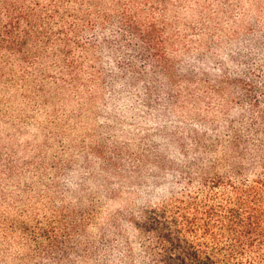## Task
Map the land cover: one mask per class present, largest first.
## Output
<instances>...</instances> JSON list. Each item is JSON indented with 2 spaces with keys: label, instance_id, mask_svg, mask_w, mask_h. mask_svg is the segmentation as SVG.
Segmentation results:
<instances>
[{
  "label": "trees",
  "instance_id": "obj_1",
  "mask_svg": "<svg viewBox=\"0 0 264 264\" xmlns=\"http://www.w3.org/2000/svg\"><path fill=\"white\" fill-rule=\"evenodd\" d=\"M254 10L264 15V0H0V95L95 87L117 103L138 78L141 88L163 80L174 103L182 92L237 103L194 137L204 161H177L165 148L181 187L154 201L168 191L157 189L152 206L145 197L126 215L143 264H264V24ZM239 22L246 27L233 32ZM227 30L221 46L214 33ZM193 32L208 51L217 47L218 63L183 47Z\"/></svg>",
  "mask_w": 264,
  "mask_h": 264
},
{
  "label": "rangeland",
  "instance_id": "obj_2",
  "mask_svg": "<svg viewBox=\"0 0 264 264\" xmlns=\"http://www.w3.org/2000/svg\"><path fill=\"white\" fill-rule=\"evenodd\" d=\"M250 16L263 27L264 15L254 10ZM239 24L233 32L246 27ZM218 34L215 42L221 46L231 38L229 30L227 37ZM190 37L184 48L219 62L216 46L212 52L201 46L199 32ZM142 84L130 80L123 91L126 101L117 103L111 90L95 87L50 86L46 93L38 87L0 95V264L148 260L144 244L125 225L126 215L145 197L146 207L152 206L157 189L168 191L154 201L181 187L183 177L165 148L171 147L177 161H204L194 137L207 134L206 123L224 122L237 103L223 106L217 97L197 100L183 92L174 103L163 80L151 88Z\"/></svg>",
  "mask_w": 264,
  "mask_h": 264
}]
</instances>
